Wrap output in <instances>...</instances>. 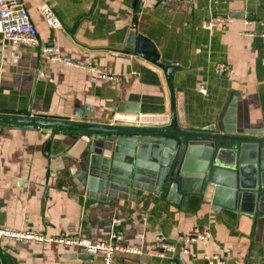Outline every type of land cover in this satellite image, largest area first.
<instances>
[{
    "label": "crops",
    "instance_id": "1",
    "mask_svg": "<svg viewBox=\"0 0 264 264\" xmlns=\"http://www.w3.org/2000/svg\"><path fill=\"white\" fill-rule=\"evenodd\" d=\"M21 1L39 46L14 47L0 34V115L84 123L72 115L79 113L96 123L114 118L148 128L169 124L174 111L179 129L206 132L216 126L230 95L237 128L264 127V39L258 36L264 0ZM42 3L50 6L59 28L46 25ZM215 17L233 20L225 29H209L207 22ZM130 31L149 39L159 60L173 67L174 109L163 71L123 53ZM50 44L69 64L41 54L40 46ZM81 67L116 80H101ZM9 125L22 128L0 129V228L92 242L117 234L121 245L138 248L161 237L171 246L163 259L117 254L111 264H204L205 254L223 264H264V210L214 212L199 197L176 206L163 194L149 193L111 204L94 200L78 178L84 135ZM194 228L207 230L210 240L181 255V237ZM84 255L56 243H0V264H103L99 256L84 260Z\"/></svg>",
    "mask_w": 264,
    "mask_h": 264
},
{
    "label": "water",
    "instance_id": "2",
    "mask_svg": "<svg viewBox=\"0 0 264 264\" xmlns=\"http://www.w3.org/2000/svg\"><path fill=\"white\" fill-rule=\"evenodd\" d=\"M123 53L135 54L163 71L174 109L173 67L159 60L154 44L130 31ZM235 106L229 95L216 126L206 132L179 129L174 111L169 124L148 128L133 120L125 126L114 118L96 123L90 116L72 113L84 123L0 115V122L7 123L0 129H20L9 124H23L75 130L77 138L84 135L78 178L91 199L111 204L146 193L163 194L165 202L180 206L184 199L190 203L199 197L214 212L227 209L249 215L264 210V127L237 128Z\"/></svg>",
    "mask_w": 264,
    "mask_h": 264
},
{
    "label": "built area",
    "instance_id": "3",
    "mask_svg": "<svg viewBox=\"0 0 264 264\" xmlns=\"http://www.w3.org/2000/svg\"><path fill=\"white\" fill-rule=\"evenodd\" d=\"M143 2L145 0H142ZM39 13L44 18L46 25L49 28H59L60 22L54 15L50 6L42 3L39 6ZM231 17H215L207 22L209 29H225L232 23ZM245 24L251 22L244 21ZM262 30L258 36L264 39V21L260 24ZM0 34L3 39L11 46L33 48L39 46L37 38V29L32 23L27 9L24 7L21 0H0ZM241 36L253 37L252 32H241ZM41 54L52 62H63L60 56L58 46L50 44L40 46ZM87 69L95 74L99 79L105 81H115V76L107 75L95 67H81ZM210 240V234L207 230H199L194 228L190 234L181 237V255H188L190 253L189 246L194 243H206ZM11 242H35L39 244L48 245L51 243L59 244L65 248H78L85 255L92 257H101L103 264H111L115 255L130 254L137 256L157 257L163 259L165 252L171 246L163 238H156L151 244L145 248H138L133 246H124L119 242V236L112 234L108 240L92 242L89 239L72 236H57L50 237L45 235H38L32 232L16 231L8 228H0V243ZM204 264H223L216 256L205 254L203 256Z\"/></svg>",
    "mask_w": 264,
    "mask_h": 264
}]
</instances>
